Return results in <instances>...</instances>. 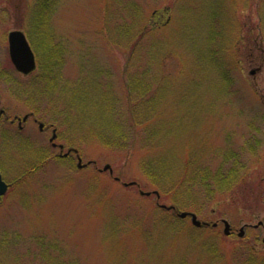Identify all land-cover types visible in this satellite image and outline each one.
Masks as SVG:
<instances>
[{
  "label": "rangeland",
  "instance_id": "rangeland-1",
  "mask_svg": "<svg viewBox=\"0 0 264 264\" xmlns=\"http://www.w3.org/2000/svg\"><path fill=\"white\" fill-rule=\"evenodd\" d=\"M45 1L0 0V264H264V0ZM28 26L23 74L8 33ZM146 67L158 122L133 133L128 84ZM123 122L136 136L104 143ZM223 162L250 181L209 198L201 169Z\"/></svg>",
  "mask_w": 264,
  "mask_h": 264
},
{
  "label": "trees",
  "instance_id": "trees-1",
  "mask_svg": "<svg viewBox=\"0 0 264 264\" xmlns=\"http://www.w3.org/2000/svg\"><path fill=\"white\" fill-rule=\"evenodd\" d=\"M45 3H47V0L45 1ZM154 15L155 16H153L150 19V20H152L151 21L152 22V24H151L152 28H156V27L163 28L164 22H160L159 16H157V14H154ZM24 17L25 16L23 15V20H24ZM43 19H46V16L44 14V11H41L39 13L38 17H34L32 19V22L34 23L33 26H38L39 24H41ZM23 23L25 26V20L23 21ZM19 27H20V25H19ZM27 29H28L27 31L30 32L29 36H28L29 40L33 44L34 38H33V35L31 34L32 30L29 28V26L27 27ZM34 46H35V44H34ZM134 60H136V57H135V55L131 54L129 56L127 62L129 64L131 62H134ZM146 70H147V67L145 68V70L141 74V71L137 69V72H139V73H137V76L131 77V78H134V80H131V81H137V83L135 84L132 82L130 85L128 84V86H130V88H128L129 89V93H128L129 99H130V102H131V100H132V102L129 105L127 122L130 126L133 127V133H135L137 131V129L140 125L147 124V123H149L151 121H155V120H156L155 123L158 122V120L156 118V117H158V114H159L158 105H157L158 94L155 93L157 87H155V89L153 91L151 86L144 81V79L146 78L145 74H144V73H146ZM89 81L90 82L88 83V85L93 82L91 80H89ZM97 86L98 87H96L95 92L100 95L98 102L102 103L101 96L106 98V95H107L106 93H108L109 90L106 88V89H103L101 91V85L100 86L97 85ZM211 90H215L214 86L211 88ZM74 93H76V92L74 91ZM84 94H85V92H84ZM211 94L217 100L218 94H216V96H214L213 91H211ZM135 95H136V99L138 98L136 100V102H134L135 101V99H134ZM73 97H75V94ZM211 100H214V98ZM78 101L80 102V100H78ZM111 105H113V104H111ZM117 122H118V120H117ZM154 132H155V129L153 128V129H150L149 135L144 134V141H146L145 143H147V146L150 145L149 141L152 142V139H154V137L152 136V134H154ZM95 134L97 137L105 135V137L103 138V140H104L103 142L108 143V144L112 145L113 147H117V145H120V144L122 145V143L127 145L125 143V141H127L126 139L131 138V136H134V137L136 136V134H132V133L130 134L129 133V130L127 128V124L125 122H123L122 127H120L119 124H115V125L113 124V127L110 128L109 136H106V134L102 135L98 131L93 133L94 136H95ZM229 154H233V151H230ZM157 161L163 162V163L167 162L165 157L164 156L162 157L161 155L157 158ZM227 164H229V165H227ZM238 164H240V165H238ZM248 170H250V166L248 165V163H243V162H236L233 164H230L229 162H223L218 167L214 166L213 164H205L204 168L201 169V173H203V179L205 181L204 185L206 187L208 197L213 198V199H219L223 195L226 196L225 194H229L232 197V192L234 191V189L239 184L248 185V183L250 181L248 179V177H249L248 176V174H249ZM172 177L174 180H176L173 175H172ZM212 182H213V184L211 185ZM174 206L175 207L173 209H171L172 211L176 212V211L180 210L177 205H174ZM209 226L215 227L213 225V223H208L207 225H203L201 227H209ZM248 258H251V256Z\"/></svg>",
  "mask_w": 264,
  "mask_h": 264
},
{
  "label": "water",
  "instance_id": "water-1",
  "mask_svg": "<svg viewBox=\"0 0 264 264\" xmlns=\"http://www.w3.org/2000/svg\"><path fill=\"white\" fill-rule=\"evenodd\" d=\"M8 42H9L10 59H11L12 63L14 64L15 68L23 74H29L30 72H32L36 68V56H35V53L31 47L25 33L20 29L11 30L8 34ZM253 72H255V70H253L252 73ZM27 116L28 115H25L24 119H26ZM42 126H43V124L41 123L40 127H42ZM55 137H56V134L54 133L51 140H53ZM60 146L63 147L62 145H60ZM68 153H69V151H68ZM68 153H66V155ZM78 165L84 166V164H82V160L80 157H79ZM105 169H109L110 172H112V169H111L110 165H108V164L105 165L104 170ZM116 179H118V178H116ZM125 184L131 185V184H133V182L125 183ZM8 188H9V183L4 179V177L0 171V199L7 192ZM142 193L150 195L152 192H142ZM162 206L165 207V205H162ZM172 207H168V208H172ZM178 216L182 217V218L190 216L192 223L197 227L208 224V222L200 220L197 217V215L191 211H181L178 213ZM223 220H224V224H225L224 232L226 234H229L231 231L230 222L226 219H223ZM216 224H217L216 222L213 223V225H216ZM243 232H244V228L242 227L240 234L242 235Z\"/></svg>",
  "mask_w": 264,
  "mask_h": 264
},
{
  "label": "flooded vegetation",
  "instance_id": "flooded-vegetation-1",
  "mask_svg": "<svg viewBox=\"0 0 264 264\" xmlns=\"http://www.w3.org/2000/svg\"><path fill=\"white\" fill-rule=\"evenodd\" d=\"M3 115V114H2ZM30 115V114H29ZM30 116H32V115H30ZM14 118H16V117H14ZM14 118L13 119H11L12 121H14ZM27 119H28V117L24 120V122H26L27 121ZM18 120H20L19 118H18ZM20 123H21V121H20ZM20 126H21V124H19Z\"/></svg>",
  "mask_w": 264,
  "mask_h": 264
}]
</instances>
